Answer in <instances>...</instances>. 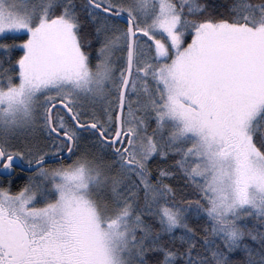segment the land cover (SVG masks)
Segmentation results:
<instances>
[{
	"label": "snow or ice",
	"instance_id": "6c2138e0",
	"mask_svg": "<svg viewBox=\"0 0 264 264\" xmlns=\"http://www.w3.org/2000/svg\"><path fill=\"white\" fill-rule=\"evenodd\" d=\"M0 264H264V0H0Z\"/></svg>",
	"mask_w": 264,
	"mask_h": 264
}]
</instances>
